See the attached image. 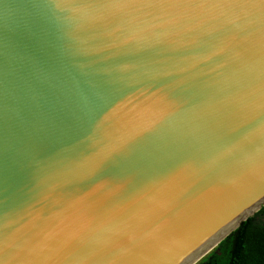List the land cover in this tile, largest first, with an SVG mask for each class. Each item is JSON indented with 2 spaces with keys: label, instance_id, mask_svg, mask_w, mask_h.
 I'll return each mask as SVG.
<instances>
[{
  "label": "water",
  "instance_id": "1",
  "mask_svg": "<svg viewBox=\"0 0 264 264\" xmlns=\"http://www.w3.org/2000/svg\"><path fill=\"white\" fill-rule=\"evenodd\" d=\"M264 206V0H0V264H194Z\"/></svg>",
  "mask_w": 264,
  "mask_h": 264
},
{
  "label": "trees",
  "instance_id": "2",
  "mask_svg": "<svg viewBox=\"0 0 264 264\" xmlns=\"http://www.w3.org/2000/svg\"><path fill=\"white\" fill-rule=\"evenodd\" d=\"M198 264H264V206Z\"/></svg>",
  "mask_w": 264,
  "mask_h": 264
},
{
  "label": "clouds",
  "instance_id": "3",
  "mask_svg": "<svg viewBox=\"0 0 264 264\" xmlns=\"http://www.w3.org/2000/svg\"><path fill=\"white\" fill-rule=\"evenodd\" d=\"M218 246V245H217ZM194 264H198V262H194Z\"/></svg>",
  "mask_w": 264,
  "mask_h": 264
}]
</instances>
